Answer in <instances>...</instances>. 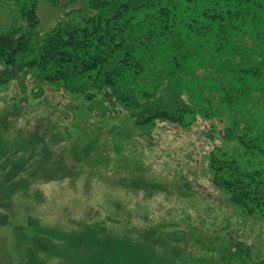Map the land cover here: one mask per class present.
Wrapping results in <instances>:
<instances>
[{"label":"rangeland","instance_id":"rangeland-1","mask_svg":"<svg viewBox=\"0 0 264 264\" xmlns=\"http://www.w3.org/2000/svg\"><path fill=\"white\" fill-rule=\"evenodd\" d=\"M84 7L81 0H39L37 34L86 18ZM148 77L138 74L130 90L152 92ZM28 81L26 95L15 82L0 87V264L264 259V208L247 214L213 184V177L240 173L264 184V102L138 129L125 111L104 110L109 104L99 96L86 101L44 88L36 97ZM211 156L223 171L211 168ZM35 240L52 246L36 249ZM230 243L232 251L248 246L249 259L231 262Z\"/></svg>","mask_w":264,"mask_h":264},{"label":"trees","instance_id":"trees-1","mask_svg":"<svg viewBox=\"0 0 264 264\" xmlns=\"http://www.w3.org/2000/svg\"><path fill=\"white\" fill-rule=\"evenodd\" d=\"M81 1L86 18L38 35L39 0H0V87L15 82L26 95L29 80L36 97L44 88L86 101L99 96L109 104L104 110L125 111L138 129L180 126L186 115L208 119L225 104L264 102V0ZM145 71L153 89L137 95L130 88ZM182 95L195 105H184ZM211 158V168L223 171ZM213 184L247 214L264 208V184L247 174L213 177ZM34 243L45 252L52 246ZM236 246L227 245L226 254L244 263L251 250Z\"/></svg>","mask_w":264,"mask_h":264}]
</instances>
